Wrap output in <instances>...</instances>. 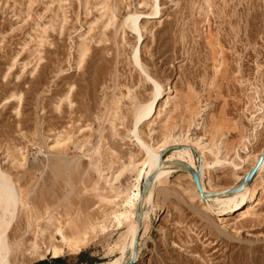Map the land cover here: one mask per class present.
<instances>
[{"label":"rangeland","instance_id":"1","mask_svg":"<svg viewBox=\"0 0 264 264\" xmlns=\"http://www.w3.org/2000/svg\"><path fill=\"white\" fill-rule=\"evenodd\" d=\"M129 13L140 15L139 41L124 22ZM136 47L163 90L137 128L143 142L165 143L164 157L190 146L198 166L202 150L207 191L236 185L264 151V0H0V168L23 200L38 177L48 191L20 207L9 233L23 237L15 264L121 256L127 201L146 182L134 115L154 93ZM47 149L71 161L70 186L58 172L31 168ZM174 166L142 206L133 264H264V168L249 182L251 208L217 215L222 204L210 199L205 210L190 174ZM72 226L88 238L78 253L56 232ZM51 244L62 246L58 262ZM131 253L128 243L122 262Z\"/></svg>","mask_w":264,"mask_h":264},{"label":"bare ground","instance_id":"2","mask_svg":"<svg viewBox=\"0 0 264 264\" xmlns=\"http://www.w3.org/2000/svg\"><path fill=\"white\" fill-rule=\"evenodd\" d=\"M158 13H159L158 4L155 1L154 11L151 13V17H155ZM139 17L140 15L137 13H129L127 17L124 19V22L127 23V26L130 28L131 32L137 35L138 41L141 39V34L139 32L138 25H137V20ZM138 51H139V48L136 47L134 54H133V60L154 87V93H153L152 98L146 103L140 105L136 109L135 115H134L133 129L131 131V136L135 138V140L139 144V147L143 149L146 154V159L143 162V166L147 167V170L144 169L145 167L141 169V171L145 173L146 182L144 185L145 187H144L143 193L141 194L140 190L137 188V192L134 193L133 196L127 201V204L130 206V210L127 212V215L125 216V219L127 220L126 230L121 235L118 242L115 244V247L120 251L121 256L115 258L112 261L107 262L106 264H125L127 263V262H122L121 258L124 253L125 247L128 243L132 247V253H131V258H132L134 247L136 246V244H138V238H137L138 229L140 228V226H142L146 218L145 212L142 210V206L145 202L150 203L155 184L160 183L162 180L167 178L168 173H169V168L175 167L174 163L176 161L182 162L186 166L196 169L199 172L203 193H215L214 196H207L205 198H202L196 190L191 174L185 168L186 172L190 174V178L193 182L192 188L198 200L202 201V199H204L207 201V204L203 203L205 210L208 209L209 211L213 208L212 203L208 202V200L210 199H213L214 201L222 204L221 206L223 210L219 211L217 215H221L222 212L238 211L244 207L245 209L243 210V212L247 211L251 208V203L255 201L253 187L251 189L249 188L250 184H245L241 190L231 192V193H235L234 196L232 197L228 195L225 198H223V194L227 193L226 190L224 192L223 189L207 191L205 187L203 186L201 176H202V170L204 166L205 165L208 166L209 163L205 161L204 152L202 150L198 152L199 158H200V165L198 166L195 164L193 155L190 151L191 150L190 146L186 147L185 145L178 144V146H180L179 148L173 149L169 155L164 157L163 155L161 156L160 154L163 152V150L167 148V145H165V143L162 146L151 147L150 145H147L145 142L141 140V138L137 134V128L140 124L150 119L154 115L157 104L162 97L163 90L159 82L151 76L152 74H148L147 71L144 69L143 65L141 64L139 60ZM42 152L43 153L41 154H43L42 161L44 162V166H42L41 164L42 161L41 162L39 161L38 163L34 165L31 164V168L38 170V169H42L43 167H46L47 169H49V171H52V173L58 172L59 174H62L64 176L65 184L70 186L68 170H70L71 161L66 157L65 154L52 153L48 149ZM263 153L264 151H262L260 155ZM259 156H256L254 160L249 164L247 168V172L253 167V165L259 158ZM58 163H60L61 165H58ZM217 163H220V161L219 160L213 161L212 166H214ZM178 166L184 167L182 165H178ZM263 168H264V159L262 161V164L258 168L257 172H259ZM151 174H154V175L151 181L148 182L147 179ZM41 179H43V177H38L36 180V188H37L36 190L35 188L33 189V186L35 185H32V190H35L34 192H29L30 187L28 188L26 197L23 200L21 198L20 193L17 191L15 184L9 179L8 174H6L0 168V264H15L14 261L9 260L10 254L12 251L20 249L23 237H21L20 239L13 238L11 240L9 238V233L12 231L14 222H16L18 218L20 207L25 206V201L37 199V198L34 199L35 196L43 198L45 194H48V191L44 190V187H42V185L41 186L39 185L40 187L38 186ZM237 184L229 187L227 190H229L230 188L234 186H237ZM162 192L165 195L169 193L168 189L166 188L162 189ZM242 199L244 201H241ZM138 204L140 208V219L139 220L136 217V208ZM57 206L58 205H55L51 209L46 210V212L48 214L51 213V211L56 209ZM199 213L205 218L208 217L206 213L200 210H199ZM56 232L60 235L67 249L71 252L78 253L81 247L84 246L88 240L85 233L80 234L76 226H72L69 228V234L65 233L60 227L56 229ZM50 248H51V257L53 258L58 257L62 252L61 245L51 244ZM44 256L45 254L43 253L40 254V258H43ZM137 256H138V252L135 255V258H137Z\"/></svg>","mask_w":264,"mask_h":264},{"label":"water","instance_id":"3","mask_svg":"<svg viewBox=\"0 0 264 264\" xmlns=\"http://www.w3.org/2000/svg\"><path fill=\"white\" fill-rule=\"evenodd\" d=\"M169 148H166L165 150H163V152L160 154L161 156L163 155V153L168 150ZM264 159V153L261 154L259 156V158L257 159V161L255 162V164L253 165V167L245 174V176L243 177V179L237 184V186H234L232 188H230L229 190H226L227 193H231V192H235V191H238V190H241L245 184H249V182L251 181V179L254 177V175L256 174L258 168L260 167V165L262 164V161ZM174 164H178V165H182L184 166V168H186V170H188V172L191 174V177L193 179V182L195 184V187H196V190L197 192L200 194V196L202 198H205L207 196H214L215 193H203L202 191V184H201V181H200V174L199 172L196 170V169H193V168H190L188 166H186L184 163L182 162H179V161H176ZM154 174H151L147 181L150 182L152 177H153ZM145 187V186H144ZM144 187L142 189V193L144 191ZM141 193V194H142ZM136 217L137 219L139 220L140 219V208H139V204L136 208ZM140 229V228H139ZM139 229H138V234H137V238L139 236ZM135 255H136V246L134 247V251H133V256L132 258L125 264H133L136 260L135 258Z\"/></svg>","mask_w":264,"mask_h":264},{"label":"trees","instance_id":"4","mask_svg":"<svg viewBox=\"0 0 264 264\" xmlns=\"http://www.w3.org/2000/svg\"><path fill=\"white\" fill-rule=\"evenodd\" d=\"M58 261H60V258H58V257H55L53 260V262H58ZM32 264H49V263L45 259H43V260L36 261Z\"/></svg>","mask_w":264,"mask_h":264},{"label":"crops","instance_id":"5","mask_svg":"<svg viewBox=\"0 0 264 264\" xmlns=\"http://www.w3.org/2000/svg\"><path fill=\"white\" fill-rule=\"evenodd\" d=\"M32 264V263H31Z\"/></svg>","mask_w":264,"mask_h":264}]
</instances>
